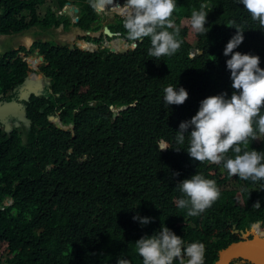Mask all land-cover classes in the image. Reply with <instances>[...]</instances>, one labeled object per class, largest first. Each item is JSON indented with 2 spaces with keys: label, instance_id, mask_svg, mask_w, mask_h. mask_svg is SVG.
<instances>
[{
  "label": "trees",
  "instance_id": "1",
  "mask_svg": "<svg viewBox=\"0 0 264 264\" xmlns=\"http://www.w3.org/2000/svg\"><path fill=\"white\" fill-rule=\"evenodd\" d=\"M69 1L58 0L60 6ZM86 1L81 0L83 4ZM47 2L0 0V36L23 33L34 26L49 31L63 22L69 29L67 19L59 20L53 6L41 19L40 8ZM201 2L209 11V30L203 34L192 30L189 23L191 10L198 9ZM85 7L78 25L90 29L97 18L89 5ZM172 19L174 27L180 29L181 44L170 57L150 58L148 40L122 54L70 52L68 46L50 42L33 47V51L40 48L45 56L48 65L42 70L52 84L45 86L46 91H33L24 100L29 121L26 141L16 130L7 133L0 129V264H4L2 258L7 251L9 264H109L112 256L123 253H128L125 256L131 264H142L135 240L152 234L162 223L186 242L202 241L205 264H214L231 241L250 234L255 222L264 224V189L243 192L247 204L243 214L239 213L241 206L236 205L240 198L237 191H225V197L202 214L187 216L186 210L174 203V197L180 195L175 185L196 171L209 176L210 169L193 165L184 148L173 154L163 153L157 146L161 140H173L172 127L178 120L190 119L203 98L233 91L226 68L228 57L223 54L236 31L230 24L245 30V39L234 51L257 54L260 61H264V29L251 20L238 0H177ZM121 28L116 25V29ZM79 44L85 49L97 48L82 40ZM116 44L111 43L115 49L123 48ZM255 45L262 49L249 50ZM16 52H12V61V53L0 57V92L10 88L15 91L13 96H0V105L17 100L18 90L25 87L32 71ZM34 63L37 67L36 60ZM168 84L188 90L184 103L165 108L162 88ZM121 107L126 109L115 117L113 108ZM58 114L64 123L75 124V134L60 130L50 119ZM141 142L149 148L152 160L140 185L137 175L133 176L137 172H131L139 165ZM248 148L264 150V139L250 140ZM112 164H120L123 173H115L111 179ZM220 176H229L227 170ZM17 179L20 183L12 191ZM132 190L143 201H135ZM8 196L15 200L11 206L4 204ZM257 201L261 206L253 207ZM137 213L154 219L141 226L132 219ZM214 215L222 217L218 222L220 233L210 222ZM228 217L231 225L243 230L238 236L231 229L225 232L224 218ZM106 220L113 226L100 223Z\"/></svg>",
  "mask_w": 264,
  "mask_h": 264
},
{
  "label": "clouds",
  "instance_id": "2",
  "mask_svg": "<svg viewBox=\"0 0 264 264\" xmlns=\"http://www.w3.org/2000/svg\"><path fill=\"white\" fill-rule=\"evenodd\" d=\"M49 1L40 8L41 19L44 20L46 18L49 6H53V11L59 20H63L65 17L70 26L69 29H66V23L63 22L60 26H55L49 31H44L34 26L23 33L16 34L18 36L15 41L17 47L14 50L19 51L16 52L17 56L27 61L32 68L25 80V87L22 88L21 92L18 90L17 100L11 101L20 102L23 107L24 100L29 97L25 98L23 94H27L31 90V86H34L32 84L38 83L34 78L42 75L43 80L49 79L43 86L38 85V88H43L47 84L51 87L52 84V79L42 70V67L47 66L48 62L45 56L41 54V49L32 50L36 43L50 42L54 46H68L70 52L81 50L82 52L91 53L106 51L122 54L135 50L140 43L148 40L150 46L147 48V54L150 58L156 59L170 57L180 47L181 41L178 39L180 29L174 27L172 19L173 12L177 7V0H113V3L112 0H87L85 4L81 0H71L65 6H60L58 0H53L54 4L49 3ZM238 3L243 6L251 20L257 22L259 27L264 29V0H238ZM86 5L90 6L89 9L94 12V16L97 18L91 23L90 29H84L78 25L86 12ZM104 5L106 9L101 11L100 9ZM113 7H118V9L113 10ZM207 7V4L201 2L198 9L193 8L191 10L189 23L191 29L196 33L203 34L209 30L206 27L209 12L206 11ZM75 9H78V11H75ZM108 16L113 18L112 23L106 20ZM116 21H119L118 24H115ZM116 25L122 26V28L118 30ZM230 25L234 26L236 31L226 43L223 54L228 57L226 59V68L230 71L233 91L230 95L227 91H222L203 98L199 102L198 110L190 119L178 120L177 124L172 127V132L175 133L173 140H161L157 145L159 151L163 153L172 152L173 154H178L179 150L184 148L193 159L191 162L193 165L205 166L210 169L209 176L196 171L194 174L179 180L175 185L180 195L178 198L174 197V203L177 208L186 210L187 216L202 214L212 203L222 199L223 196L225 197V191H237L236 195H239L240 198L236 201V205L241 206L242 210L239 213L243 214L247 210L243 192H248L249 194L251 191L257 192L264 189V150L248 148L250 140L264 139V61H260L261 58L257 54L234 51L245 39L243 34L245 30L234 23ZM106 28L111 32L110 35L107 34ZM55 30L64 36L63 42L59 41L58 35L55 36L56 33L49 38H56L55 40L58 41V44L50 41V39H44L45 36L48 37L47 35H50ZM75 31H78V33H75ZM34 32L39 34L36 35L38 37L29 34ZM74 33L75 37H73ZM26 40H32V44L28 43L27 46ZM80 40L96 44L97 48L94 50L85 49L79 44ZM114 42L123 48L115 49L111 45ZM21 47H25L26 51H21ZM261 49V45L249 48L251 51ZM12 52L14 53L15 51ZM196 52L192 50V53ZM13 53L10 56V61L14 59ZM1 56H3V53L0 52ZM38 59H41V61L36 67L34 62L35 60L38 61ZM28 80H31V82L27 84ZM9 90L12 91L11 94H7L8 91H1L0 96L5 93L8 96H13L15 94L14 89L10 88ZM162 92V102L165 108L173 104H182L189 96V92L185 87H178L173 84L164 86ZM0 106H5V104ZM125 109L126 107L113 108L115 117ZM24 119L28 124L27 130L22 134L18 133L26 141L29 121L26 115ZM50 119L57 126L59 124L61 127L64 126L66 128L64 130L58 126L60 130L75 134V124L73 122L64 123L59 114L52 116ZM138 145L137 159L139 165L131 173L137 172L133 176L137 175L135 179L141 185L144 173L151 169L152 158L150 150L145 144L141 142ZM174 145H177V147H174ZM218 164L222 165V167H219ZM110 168L111 179L115 173L122 172L120 164H112ZM225 170H227L229 176L221 177L220 174H223ZM176 175H179V173H176ZM19 183L20 180H15L12 191H15ZM131 194L135 201H143V197L135 190H132ZM99 198H103V196L99 195ZM14 202V198L8 196L4 204L11 206ZM260 206L259 201L253 205V207ZM0 209L2 210L1 205ZM216 215L211 217L210 222L216 231L220 233L218 222L222 217ZM132 219L138 221L141 226H145L154 218L137 213L133 215ZM228 219L229 217L224 218V223L227 225L225 232L230 229L233 235L243 232L241 228H237L236 224L231 225ZM260 221L255 222L251 226L252 231L250 234L231 241L222 250L236 242L253 238L256 235L264 238V224H261ZM100 223L108 228L113 226L110 220ZM190 225L196 227V224L192 221H190ZM135 251L141 257L142 264H174V261L176 264H205L204 243L199 240L186 242L164 223L152 234L145 233L136 239ZM126 254L128 253L112 256L113 260L109 264H131V260L125 256ZM9 256L10 253L7 251L2 258L4 264H9L7 263ZM235 260H239L235 264H256L242 257L232 261Z\"/></svg>",
  "mask_w": 264,
  "mask_h": 264
},
{
  "label": "rangeland",
  "instance_id": "3",
  "mask_svg": "<svg viewBox=\"0 0 264 264\" xmlns=\"http://www.w3.org/2000/svg\"><path fill=\"white\" fill-rule=\"evenodd\" d=\"M49 3L54 4L53 0H50ZM46 10V9H45ZM56 33L55 36L58 35V38L60 42L64 41V36L60 33H58L57 30L52 31V33L50 35H47L48 37H44L45 40H49V37H53L54 34ZM32 36L38 37L36 35H39L37 32L34 33H29ZM42 35V34H41ZM17 35L15 36H8L7 39L8 41L3 44L4 40L2 38H0V50L1 53L6 54V53H11L12 51H16L14 49H16L17 44H16V39H17ZM43 38V37H42ZM56 38H51L50 41H54L56 42V44H58V41L55 40ZM35 40H39V39H35ZM41 40V39H40ZM29 44H32V40H26V45L28 46ZM33 55H35V53H33ZM41 60H38V63H40ZM35 77V75H34ZM37 80L38 83L36 84H32L34 86H31V90H29V92L27 94H23L25 98H27L29 96V94H31L32 91H46V88H38L39 86H43L49 79H45L43 80V76H39L38 78H34ZM31 82V80H28L27 84ZM11 90H8L7 94H11ZM9 106V107H8ZM7 108V109H6ZM6 109V110H5ZM5 111V112H4ZM25 116V111H24V107L20 102H11L10 104H5V106H0V120H3V123L0 122V129H2L3 131H6L7 133H11L13 130H16V132L19 133H23L26 132L28 124L24 119ZM8 117V118H7ZM6 118V119H5Z\"/></svg>",
  "mask_w": 264,
  "mask_h": 264
},
{
  "label": "water",
  "instance_id": "4",
  "mask_svg": "<svg viewBox=\"0 0 264 264\" xmlns=\"http://www.w3.org/2000/svg\"><path fill=\"white\" fill-rule=\"evenodd\" d=\"M105 9L104 5L100 10L104 11ZM116 9L118 7H113V10ZM75 11H78V9H75ZM106 32L109 35L111 34L107 28ZM58 126L61 127L59 124ZM61 129L65 130L66 128L62 126ZM238 257L247 258L256 264H264V238L256 235L253 238L244 239L230 245L221 251L220 258L214 264H230L233 259Z\"/></svg>",
  "mask_w": 264,
  "mask_h": 264
},
{
  "label": "flooded vegetation",
  "instance_id": "5",
  "mask_svg": "<svg viewBox=\"0 0 264 264\" xmlns=\"http://www.w3.org/2000/svg\"><path fill=\"white\" fill-rule=\"evenodd\" d=\"M106 20L108 21V22H110V23H112L113 22V18L112 17H106ZM10 36V35H9ZM7 37L8 36H0V38H2L3 40H4V42H3V44H5L7 41H8V39H7ZM3 44H2V47H3ZM1 47V48H2Z\"/></svg>",
  "mask_w": 264,
  "mask_h": 264
},
{
  "label": "bare ground",
  "instance_id": "6",
  "mask_svg": "<svg viewBox=\"0 0 264 264\" xmlns=\"http://www.w3.org/2000/svg\"><path fill=\"white\" fill-rule=\"evenodd\" d=\"M75 33H78V31H75ZM75 33L73 34V37H75ZM38 60H41V59H38ZM37 64H39L38 61H37Z\"/></svg>",
  "mask_w": 264,
  "mask_h": 264
}]
</instances>
